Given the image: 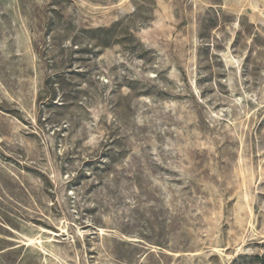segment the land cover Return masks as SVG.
Masks as SVG:
<instances>
[{
	"label": "rangeland",
	"instance_id": "obj_1",
	"mask_svg": "<svg viewBox=\"0 0 264 264\" xmlns=\"http://www.w3.org/2000/svg\"><path fill=\"white\" fill-rule=\"evenodd\" d=\"M0 264H264V0H0Z\"/></svg>",
	"mask_w": 264,
	"mask_h": 264
}]
</instances>
